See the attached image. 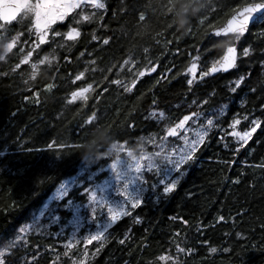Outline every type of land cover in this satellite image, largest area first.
Segmentation results:
<instances>
[{"label":"trees","instance_id":"trees-1","mask_svg":"<svg viewBox=\"0 0 264 264\" xmlns=\"http://www.w3.org/2000/svg\"><path fill=\"white\" fill-rule=\"evenodd\" d=\"M201 2L203 10L179 31L181 9ZM259 2L264 0H104L106 9L85 5L57 21L39 47L31 17L19 15L0 29L2 264H264V24L238 41L212 36L233 9ZM72 27L81 33L76 41L66 39ZM13 38L15 47L4 53ZM231 45L237 67L200 79ZM243 47L251 48L248 57ZM197 56V79L189 86L187 69ZM241 75L244 82L232 92ZM88 85L87 100L73 101L72 93ZM192 112L201 113L189 121L192 128L202 130L213 120L194 162L171 179L162 170L145 173L140 206L130 207L103 237L88 242L78 234L71 241L65 227L71 206L88 203L115 154L85 161L81 153L92 131L102 127L132 150L162 139L171 151L181 141L169 137L168 128ZM234 119L240 124L233 127ZM256 119L261 124L248 142L237 140L233 132L249 131ZM176 177L177 188L165 195L164 186ZM70 179L67 195L51 203L32 230L18 234ZM96 214V220L105 216Z\"/></svg>","mask_w":264,"mask_h":264},{"label":"snow or ice","instance_id":"snow-or-ice-1","mask_svg":"<svg viewBox=\"0 0 264 264\" xmlns=\"http://www.w3.org/2000/svg\"><path fill=\"white\" fill-rule=\"evenodd\" d=\"M90 5L95 9H106V4L104 0H0V29H4L6 25L11 24L12 22L17 20V17L23 13L25 16H31L33 18V27L35 29L37 40L35 42L34 47H39L41 44H45L48 42L47 37L48 33L52 28V25L56 24L57 21H63L65 18L72 13L74 10L81 8V6ZM260 15H257V14ZM84 19H88L87 16ZM140 19L143 20L144 16L141 15ZM203 22V21H201ZM253 22L264 24V2L259 3H250L245 4L238 9H233L231 17L219 28L214 29L212 35L214 38H221L219 41L225 40L223 38L233 37L235 41L240 40L246 33L250 30V24ZM55 36H61V32L56 31L54 33ZM80 31L72 27L70 30L66 32V39L68 41H76L80 37ZM259 35L264 36V31H261ZM3 39V37H0ZM93 40L96 39L95 36L92 37ZM17 39L13 38L11 42L6 43L5 49L6 51H11L16 45ZM108 40L104 39L103 43L108 44ZM250 47H243V56L248 57L251 52ZM32 56V52H28L27 56L23 59V63H28L29 58ZM4 57L0 56V59ZM47 59V57H45ZM195 60H199V56L195 57L194 62H192L191 66L187 69L188 74L191 76L190 79L187 80V84L189 86L193 85L194 81L197 79V68L198 64ZM43 63V61H40ZM18 64L16 67H19ZM33 69L36 68V64L31 65ZM237 67V48L234 45L229 46L223 56L215 61L212 66L207 70L203 71L200 75V79L209 76L210 74L220 73V72H228L231 69H235ZM155 67L150 69H145V71H155ZM145 73H138L139 76H143ZM81 75L77 76L76 79L79 80L82 77ZM245 77L241 75L238 79L235 80V87L231 88L232 92H236L237 89L244 82ZM114 83L119 84L120 81L116 80ZM132 86H135V81L132 82ZM49 88L52 85L48 86ZM91 85H88L87 88L80 89L79 91H74L72 93V100L75 101L77 98L87 100L86 92L91 90ZM127 90H131L130 88ZM254 90V89H253ZM207 103V101H205ZM162 115V113H161ZM201 113L192 112L190 115H184L178 123L175 124L174 127H169L167 130V135L169 137H181V134L184 133L183 139L185 141L183 150L179 154V159L173 160L168 157H165L166 162L174 165L176 172H180L181 165L194 162L195 154L200 147V145L204 144L205 138L208 135V129L213 126V120L207 119V128L202 129L201 131L196 133V138L189 139L186 135L191 129L188 127L189 121H192L193 118L197 120L200 118ZM95 119V113H93L92 117L89 118L88 123ZM240 124L239 119H234L232 121L233 127L235 125ZM261 121L259 119L252 121V128L249 131H245L243 133L233 132V135L236 136L237 140L246 144L248 140L251 138L252 134L257 130L260 126ZM151 142V141H150ZM74 147H79L75 145ZM116 149V152L119 153L121 151V146L118 144L113 145ZM227 147V145H225ZM161 151L164 150L163 144L160 145ZM131 156V152L128 153ZM154 156H159L160 153H153ZM141 160L144 157L140 158ZM151 160V157H148ZM119 160V156L117 155V161ZM152 164L149 163V169L152 168ZM115 167V165H113ZM142 165L140 161L137 160L134 163V169L136 173L141 171ZM159 168L157 167V172ZM183 173L181 172V176ZM179 177L173 178L171 182L166 184L163 188V192L165 195L171 194L178 186ZM125 195H127V191L125 188ZM95 200V196L92 197ZM143 203L142 200H132L129 197V201L126 204L130 205L131 208H136ZM124 207L120 211H116L112 208H108L107 211L111 217L112 222L119 220L121 217L130 214L127 207ZM96 209H94L95 214ZM222 220L223 217H220ZM137 222L139 223V218H137ZM111 226V225H110ZM104 236V232L97 233L96 235L89 236L87 238L88 242L96 240ZM120 243H124L123 240ZM212 252H215L216 249L212 248ZM163 259V258H162ZM2 264V262H0Z\"/></svg>","mask_w":264,"mask_h":264},{"label":"rangeland","instance_id":"rangeland-1","mask_svg":"<svg viewBox=\"0 0 264 264\" xmlns=\"http://www.w3.org/2000/svg\"><path fill=\"white\" fill-rule=\"evenodd\" d=\"M20 15L23 17H31L30 15L25 16L23 13ZM31 19L33 20L32 17ZM33 30L35 32L34 27ZM8 42H11V40ZM6 43L4 44V53L8 52L5 49ZM188 127L191 130L186 135L189 139L196 138V133L201 131V129H195L191 126ZM183 135L184 133L181 134V137H177L181 141V144L177 147L178 151L177 149L168 151L169 147L167 146V142L158 138H156L153 142H150L149 146H143V152L133 151L124 145H120L121 151L119 153L115 152L113 160L105 168V171L108 172L107 177L90 190L88 194V203L86 205L76 203L71 206L73 217L65 226L69 227L71 231L72 236L70 240L75 241L78 237L77 235L79 234L82 235L81 237H83L86 241H88L87 238L89 236H93L101 232L105 233L116 222H112L107 211L108 208L120 211L128 203L129 197L132 200H142V187L145 173L151 172L158 167L159 170L164 171L166 176L171 179L176 173V169L173 164L166 162L165 157L173 160L179 159V154L183 150L185 143L182 138ZM161 144L164 146L163 151H161L160 148ZM129 152H131V156L128 155ZM153 153H160V155L154 156ZM117 155L119 156L118 161ZM141 157H144V159L141 160ZM148 157H151V160H149ZM137 160H139L142 165L139 173H136L134 169V163ZM149 163L153 165L151 169L148 167ZM113 165H115V167H113ZM73 184L74 179L63 182L50 196L45 206L33 217L32 221L21 226L18 234L24 236L27 232L32 230L34 223L40 222L43 219L50 204L61 201L67 195ZM125 188L127 195L124 194ZM93 195L95 196V200L92 199ZM126 207L129 211L131 206L127 205ZM94 209H96L95 214ZM86 212H89L91 216H87L88 214H85ZM98 212L105 214V216H101L99 220H96L98 219V215L96 214ZM58 219V216H55V220L53 222H57ZM93 222H95L96 226L92 225ZM0 262H2L1 255Z\"/></svg>","mask_w":264,"mask_h":264},{"label":"clouds","instance_id":"clouds-1","mask_svg":"<svg viewBox=\"0 0 264 264\" xmlns=\"http://www.w3.org/2000/svg\"><path fill=\"white\" fill-rule=\"evenodd\" d=\"M203 3L188 5L187 8L181 9V14L176 23L178 30L182 33L187 31L191 24V16L198 15L203 10ZM116 143L113 138L108 134L107 130L102 127H97L91 133V139L84 145V151L81 153L84 160L92 163L98 157H104L109 153H115L116 149L113 147ZM133 151L143 152V148L139 145L135 146Z\"/></svg>","mask_w":264,"mask_h":264},{"label":"water","instance_id":"water-1","mask_svg":"<svg viewBox=\"0 0 264 264\" xmlns=\"http://www.w3.org/2000/svg\"><path fill=\"white\" fill-rule=\"evenodd\" d=\"M257 15H260L259 13L257 14ZM19 17V16H18ZM17 17V18H18ZM255 24H257L256 22H253L252 24H250V30H251V28L255 25ZM222 25H220V26H218V27H216V28H219V27H221ZM215 28V29H216ZM250 30H249V32H250ZM214 31V30H213ZM213 31H212V33H213ZM249 32L248 33H246L242 38H244V37H246L248 34H249ZM213 36V35H212ZM229 38H231V37H229ZM216 39H221V38H216ZM223 39H227V38H223Z\"/></svg>","mask_w":264,"mask_h":264}]
</instances>
